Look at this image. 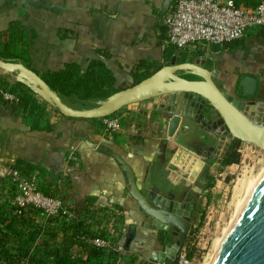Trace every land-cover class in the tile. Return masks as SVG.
Masks as SVG:
<instances>
[{
    "label": "crops",
    "instance_id": "obj_1",
    "mask_svg": "<svg viewBox=\"0 0 264 264\" xmlns=\"http://www.w3.org/2000/svg\"><path fill=\"white\" fill-rule=\"evenodd\" d=\"M173 2L0 0V51L6 42L25 49L30 67L39 75L68 63L84 70L101 57L115 77L116 88L153 73L175 54L181 61H199L211 68L214 82L231 100L242 102L253 96L264 102V28L248 30L242 38L221 44L219 51H212V44H195L185 48L189 51L184 56L180 50L171 51L167 42L165 17ZM13 31L18 32L16 37ZM200 48L206 49L203 56L192 53ZM16 82L0 74V88L17 92ZM34 96L42 110L32 113L12 111L0 98V177L15 160L31 164L28 172L22 165L12 168L35 175L38 186L48 190L55 185L47 181L55 178L64 210L70 213L47 216L28 209L16 215L7 195L12 185L0 179L4 253L14 258L19 254L15 264H58L61 255L73 264L166 263L176 250L177 234L149 221L129 193L124 172L112 154L131 167L137 187L153 206L167 207L190 220L195 213L192 206L202 198L197 191L202 169L218 139L196 118L170 111L162 98L132 105L129 111L138 123L109 132L100 120L65 117ZM69 99L80 106L92 101ZM201 113L207 116L209 110ZM206 184L202 194L209 190ZM84 200L91 201L87 212L79 210ZM110 207L118 213L103 215L102 210ZM77 222L87 234H105L111 224L112 246L95 253L87 250L69 227ZM5 254L1 264L6 263Z\"/></svg>",
    "mask_w": 264,
    "mask_h": 264
},
{
    "label": "water",
    "instance_id": "obj_2",
    "mask_svg": "<svg viewBox=\"0 0 264 264\" xmlns=\"http://www.w3.org/2000/svg\"><path fill=\"white\" fill-rule=\"evenodd\" d=\"M210 49L219 51L221 44L213 43ZM0 69L13 74L16 81L68 118L100 119L122 107L167 95L170 111L196 118L210 135L218 139L219 145L229 147L227 139L233 138L252 142L264 149V126L259 123L264 117V102L257 101L253 96L242 102L231 100L214 82L212 69L199 61H181L180 56L174 54L150 75L118 89L100 100L98 105L88 108L68 105L37 72L21 61L0 58ZM182 72L191 78L184 77ZM206 106L210 107V111L204 116L201 111ZM240 106L246 111H255L256 107L257 116L251 117ZM112 156L124 172L129 193L143 213L149 216V221L172 228L177 234L176 250L164 263L176 264L191 227L189 218L167 207L153 206L137 187L131 167L119 155ZM213 264H264V178L235 222Z\"/></svg>",
    "mask_w": 264,
    "mask_h": 264
},
{
    "label": "built area",
    "instance_id": "obj_3",
    "mask_svg": "<svg viewBox=\"0 0 264 264\" xmlns=\"http://www.w3.org/2000/svg\"><path fill=\"white\" fill-rule=\"evenodd\" d=\"M167 42L177 48H187L195 44H224L242 38L248 30L264 28V0L255 5L239 3L234 0H174L165 17ZM0 98L6 102L17 103L20 93L0 88ZM134 105V104H132ZM131 105V106H132ZM131 106L125 111L100 118L101 126L109 132L121 131L126 124L135 125L137 118L130 114ZM9 169V170H8ZM12 192L8 197L16 215L28 209H35L47 216H69L60 198L40 191L35 175L23 174L16 168H8ZM118 213L110 207L102 214ZM71 215V214H70ZM113 226L105 234L81 233L79 238L87 250H105L112 246ZM164 264V263H154ZM176 264H193V259L183 248Z\"/></svg>",
    "mask_w": 264,
    "mask_h": 264
},
{
    "label": "rangeland",
    "instance_id": "obj_4",
    "mask_svg": "<svg viewBox=\"0 0 264 264\" xmlns=\"http://www.w3.org/2000/svg\"><path fill=\"white\" fill-rule=\"evenodd\" d=\"M0 74L15 78L13 74L2 69H0ZM17 92L20 93L21 91L18 90ZM37 98L44 102L39 96ZM156 98L165 100L168 96L163 95ZM63 99L74 108L93 107L98 105L100 100H103H92L80 106L78 101L69 98ZM205 109L210 111L209 106H206ZM254 110L248 112L253 118L257 116L258 112L256 107H254ZM119 111L124 112L125 107H122ZM259 123L264 126V117L260 119ZM235 140L232 138L230 145ZM223 148L224 146L218 145L216 141L214 142L210 149L211 154L205 161L199 178L200 181L197 184V191L202 198H200L199 203L192 206L195 213L190 216L191 227L183 247L186 252L192 249L193 264L214 263L217 252L229 235L241 211H243L264 178L263 148L252 142L240 141L235 149L238 154L237 162L221 165V162L218 161L220 157H218L216 151L221 153ZM3 178L6 183L12 185L8 171L5 176L0 177L1 180ZM202 181L203 183H201ZM205 183L209 184L210 187L206 193L202 194ZM2 195H6V193H2ZM7 195L10 196L11 194Z\"/></svg>",
    "mask_w": 264,
    "mask_h": 264
},
{
    "label": "trees",
    "instance_id": "obj_5",
    "mask_svg": "<svg viewBox=\"0 0 264 264\" xmlns=\"http://www.w3.org/2000/svg\"><path fill=\"white\" fill-rule=\"evenodd\" d=\"M234 1L237 4L243 3V4H248V5H255L258 2V0H234ZM17 31L15 32L13 31L11 35L12 36L15 35L16 37L18 35ZM13 44H14L13 42L4 43L3 51H0V58L5 59V60L21 61L27 67L31 68L29 57L25 54L26 52L25 49L15 48ZM175 49L180 50V52L184 56L189 51L188 49L177 48L175 46H172L170 50L172 51ZM205 52H206L205 48H200L192 53L197 54L199 56H203ZM182 60H184V57ZM40 75L47 82V84L53 90H55L62 98L76 97L80 100L105 99L110 94L117 91L118 89H122L126 86H129V85H121L119 88H116L114 86L115 77L112 74V72L106 67L104 60L101 57L98 59L91 60L87 68L84 70H81V68L75 63H68L62 69L55 70V71H47ZM148 75L150 74H142V75L137 76L134 79L133 83L138 82L139 80L143 79L144 77ZM183 76L187 78H191L190 75H183ZM16 84H17V88L21 91L19 101L17 103L4 102V104L8 105L12 111H16V110L25 111V109L29 110V113H32L33 111H36V112L41 111L42 107L37 102V99L34 96V93L21 82L17 81ZM77 119H84V118H77ZM85 120L98 121L99 119H85ZM36 128L37 126H33V129H36ZM239 142L240 140L236 139L235 142H233L229 146V148H227V151L225 152V155L222 158L221 165H228V164L237 162L238 154L235 149ZM21 165L24 169V172H28V170L32 169L31 164L23 162L22 160H15L14 164H12L11 167H15V166L19 167ZM38 169H39V173H41V176L45 177L46 174L44 170L40 167ZM47 182L49 186L55 185L53 189L48 190L44 187H39L40 191H42L46 195L60 198L63 201L64 200L63 194L61 190L55 184V178L49 179ZM206 187H210V185L206 184ZM10 192H12V189ZM90 204H91L90 200H84L82 204H80L79 210L86 211V212L89 211L88 206ZM73 211H75L76 214L79 215L78 210L73 209ZM69 227L74 229V234L76 235L77 239H79L78 236L81 233H85L81 222H77ZM4 236H5L4 233H0V257L1 255L4 256L5 254L4 249H3L4 248V244H3ZM90 251L94 253L98 252L97 250H90ZM5 255H6L5 264H15L14 263L15 261L21 259L19 258V254L16 255V258H14L12 254H9V256L7 254ZM24 255L25 254H22L21 257H24ZM187 255L189 257L192 256V249L189 250V252H187ZM58 264H73V261H71V259L67 255H61L58 260Z\"/></svg>",
    "mask_w": 264,
    "mask_h": 264
},
{
    "label": "flooded vegetation",
    "instance_id": "obj_6",
    "mask_svg": "<svg viewBox=\"0 0 264 264\" xmlns=\"http://www.w3.org/2000/svg\"><path fill=\"white\" fill-rule=\"evenodd\" d=\"M181 74H182V75H187V74H186V73H184V72H182Z\"/></svg>",
    "mask_w": 264,
    "mask_h": 264
},
{
    "label": "bare ground",
    "instance_id": "obj_7",
    "mask_svg": "<svg viewBox=\"0 0 264 264\" xmlns=\"http://www.w3.org/2000/svg\"><path fill=\"white\" fill-rule=\"evenodd\" d=\"M242 212V211H241ZM220 250V249H219ZM219 252V251H218ZM218 252H217V255H218ZM217 255H216V257H217ZM216 259V258H215ZM214 262H215V260H214Z\"/></svg>",
    "mask_w": 264,
    "mask_h": 264
}]
</instances>
